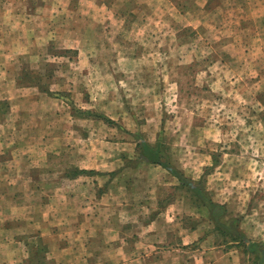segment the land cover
I'll use <instances>...</instances> for the list:
<instances>
[{"label":"rangeland","instance_id":"obj_1","mask_svg":"<svg viewBox=\"0 0 264 264\" xmlns=\"http://www.w3.org/2000/svg\"><path fill=\"white\" fill-rule=\"evenodd\" d=\"M144 140L161 141V161L199 187L204 200L226 201L217 208L227 212L218 217L226 223V235L200 210L190 218L205 226L208 240L202 245L215 251L210 262L259 264L257 248L264 246V0H0V182L12 181L18 174L14 165L30 160L37 217L42 195L55 193L52 181L77 178V186L89 182L95 189L104 183V171L70 165L106 168L118 161L129 170L116 171L110 188L120 187L122 178L131 184L132 178L124 177L136 176L137 155L126 153ZM145 165L149 168L141 169L140 177L149 182L140 178L134 187L156 191L169 173ZM167 182L166 198L184 203L186 197L189 205L191 196L193 206L199 205L189 185ZM12 188L0 185V199L19 192ZM110 188L98 191L103 215L107 199L101 193ZM81 191L87 192L85 186ZM20 222H2V228ZM11 238L5 233L0 241L5 264H11ZM21 238L29 248L27 262L26 253L19 252L21 264H57L38 232ZM100 239H93L96 250L89 257L108 264L106 248L117 254L120 242L109 240L98 250ZM112 255L110 264L122 263L119 254ZM160 255L149 257L170 264L171 256L162 260ZM197 259L192 256L187 264Z\"/></svg>","mask_w":264,"mask_h":264},{"label":"crops","instance_id":"obj_2","mask_svg":"<svg viewBox=\"0 0 264 264\" xmlns=\"http://www.w3.org/2000/svg\"><path fill=\"white\" fill-rule=\"evenodd\" d=\"M156 143L151 145H155ZM133 153L137 155L136 168L133 170L136 171V176L124 177L127 181L129 178H132L133 181L131 184L124 183L123 181L125 179L123 178L120 179L121 186L116 187V189L110 188L114 182L113 177L116 176V171L124 170H122V164L118 161H115L116 163L114 165H108L106 168H98V165L93 163L91 165L68 166L67 168L76 167L79 169L93 170L95 173L104 171L105 175H101L104 177V185L97 183L98 186L96 185V189L89 182L82 184V186H77L74 184V180H77V178H74L72 181L70 178L65 177L52 181L56 183L55 193L51 195L47 194V196L42 195L40 208L42 214L37 217L34 214H38V212L32 201L35 194H37V186H35V181L31 174L32 164L29 163L27 165L30 162L27 159L26 162L22 161V165L16 162L17 164L14 166L18 173L17 177L12 181L7 178L0 182V185H5L8 188L18 187L19 190V192H15L16 194L10 193L0 199L2 203L0 207L8 205L0 210V241L2 240V235L5 233L11 234L12 238L9 248L12 247L11 252L14 255L10 253L12 256L8 258L11 264L23 263L22 259L18 258L20 251L26 253L25 259L29 256V252L27 253L29 248L21 237L29 235L32 230L38 232V235L46 241L48 248L46 254L48 257L51 254L52 260L55 259L57 264H105L103 260L97 262L98 260L95 259L94 262L91 259L92 257H89V254L92 256L93 251L96 250V247L92 246L93 239L96 236H102V240L100 239V241H103L98 247V250L110 244V241L120 242V247L117 248L119 251H117V254L114 248H106L108 264L112 262V254L114 256L120 255L121 264H132L133 262V264H157L153 262L156 259L154 256L149 257L154 252H161L160 259L162 260H166V258L171 256L172 261L168 262L170 264H187L192 256H196V258L200 257V261L197 259L194 264H217L215 261L210 262L211 258L209 260V257H211L210 254L215 251L207 250L202 245L208 240V236L204 233L205 226L203 224L195 225L192 223V219H190L196 212L194 209H197L200 210L201 216L206 215L204 217L209 219L208 221H210L211 217L214 223L215 221L211 216L209 207L198 196H195L201 200L198 206H193L191 196L188 197L189 205L186 203V197L184 203H181L177 198L172 199L169 194L166 198L167 181L173 185L177 184L175 180H178L180 183L179 179L170 171L172 167L166 168L160 164L146 160L141 156L137 148L133 151H128L126 156ZM145 164L161 166L170 174H164L165 179L162 178L158 182V189L156 191L149 190V188H146L147 185L143 184L137 188L134 187L135 181L143 178L140 177L142 171H139L143 168H149L147 167L149 165ZM17 165H21V167L18 168ZM49 170L51 169L46 168L45 172L48 173ZM126 170L128 171L129 169ZM2 176L7 175L3 174ZM110 177H112V180ZM143 181L147 183L149 179L143 178ZM114 184L116 185V183ZM106 185H108L112 192L104 190L101 193L107 199V202L104 204L107 206L105 210H107L108 214L103 215L101 214L102 202L101 200H97V197L100 196L98 195L100 187L103 186L104 188ZM84 186L87 192L81 191ZM20 188H23L22 191ZM193 188L195 187L190 184L189 189L192 192ZM128 197L131 203L127 202ZM118 199L121 200L120 204L123 202H126V204L119 207ZM137 199L140 200L137 201ZM210 200L219 205H223L226 202L212 198ZM114 204L116 205L114 206ZM123 209H125L124 213ZM223 213L227 217V212L224 211ZM1 216H4V218L2 219ZM35 218H40L39 224ZM6 221H23L24 223L21 224L20 222V225L13 224L7 229L5 226L2 228V222ZM208 221L204 222L209 223ZM47 224L54 226L51 231H48L49 225ZM103 236L107 237V239L103 238ZM130 237L134 238L131 244H129ZM198 243L201 245L198 246ZM22 247L25 248L23 249ZM197 247L198 250H196ZM130 254L132 255L130 256ZM146 257H149V259L146 260ZM6 260V257H3L0 250V264L6 262ZM25 262H27V259Z\"/></svg>","mask_w":264,"mask_h":264},{"label":"trees","instance_id":"obj_3","mask_svg":"<svg viewBox=\"0 0 264 264\" xmlns=\"http://www.w3.org/2000/svg\"><path fill=\"white\" fill-rule=\"evenodd\" d=\"M136 146H137V149H139L141 156L144 157L146 160L153 162V163L160 164L166 168L171 167V165L169 163H164L160 159L161 158V152H162L161 151V141H159L155 145H151L146 141H139ZM170 171L179 179L180 182H182L185 185L190 186L188 179L183 175L182 172H179L174 168H171ZM193 192L200 199L202 198V201L204 202V204L209 207V209L211 211V216L213 217L214 220L217 221L216 224L218 225V227L222 231H224V234L226 235V231L228 230V229H225V227H224V226H226V223H222L221 221H219V218H218L221 214H223L221 211L217 210V208H219L220 205L215 203V202H212L210 200V198H208L207 201L204 200L203 191L201 189H199V187H197V186L195 188H193ZM41 250H44V248L42 247ZM248 250H250V249L248 248ZM262 262L263 261L260 260L259 264H262Z\"/></svg>","mask_w":264,"mask_h":264},{"label":"flooded vegetation","instance_id":"obj_4","mask_svg":"<svg viewBox=\"0 0 264 264\" xmlns=\"http://www.w3.org/2000/svg\"><path fill=\"white\" fill-rule=\"evenodd\" d=\"M257 251L261 257V260L263 261L262 264H264V246L259 245V248H257Z\"/></svg>","mask_w":264,"mask_h":264}]
</instances>
